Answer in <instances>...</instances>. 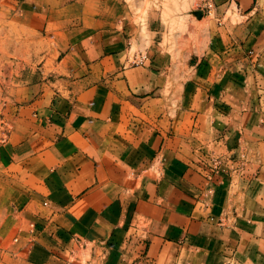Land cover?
<instances>
[{"label": "crops", "instance_id": "0c3cea01", "mask_svg": "<svg viewBox=\"0 0 264 264\" xmlns=\"http://www.w3.org/2000/svg\"><path fill=\"white\" fill-rule=\"evenodd\" d=\"M129 1L0 6L53 46L0 139V264H264V86L197 59L175 114L159 116L180 77L160 51L131 63L147 40ZM254 2L214 0L220 17H251L231 28L249 63L264 57Z\"/></svg>", "mask_w": 264, "mask_h": 264}, {"label": "rangeland", "instance_id": "374dc122", "mask_svg": "<svg viewBox=\"0 0 264 264\" xmlns=\"http://www.w3.org/2000/svg\"><path fill=\"white\" fill-rule=\"evenodd\" d=\"M135 1L137 2L134 4ZM135 1L130 0L129 5L136 8L134 21L140 25L139 33L147 40V45L141 50L133 47L132 52L139 51L146 55H149V51L164 53L172 70L180 77L167 80L165 93L157 101L159 116L175 114L179 105L181 85L192 75L191 67H194L197 59H205L206 62L225 67L226 72L236 66L244 76H249L247 81L244 78L238 81L240 86H254L255 83L264 86V57L261 58L263 53L255 55L253 63L243 60L253 48L249 45L243 47L244 44L239 41L245 33L231 30L251 19L242 18L247 11L239 12V6L233 5L232 8L227 7L221 17L216 14V9L208 16L198 7V0ZM254 1L253 8L256 10L252 17L261 28V25H264V0ZM5 3L6 0H1L0 6L5 8ZM198 13H201L200 17ZM43 51L47 55L52 54L53 46L50 40L41 41L39 44L32 39L31 32L14 22L7 24L0 19V139L6 137L9 129L11 106H15L14 104L22 99L14 90L26 81L27 74L34 75L33 81L36 80L39 67L37 54ZM54 65L53 61H46V75L54 69ZM253 98H256L255 94Z\"/></svg>", "mask_w": 264, "mask_h": 264}, {"label": "built area", "instance_id": "2783aa9c", "mask_svg": "<svg viewBox=\"0 0 264 264\" xmlns=\"http://www.w3.org/2000/svg\"><path fill=\"white\" fill-rule=\"evenodd\" d=\"M198 7L202 11V13L204 12L208 16L215 11L214 0H198ZM145 61H147V55L142 53L134 55L131 59V63L135 66H142Z\"/></svg>", "mask_w": 264, "mask_h": 264}, {"label": "water", "instance_id": "95a60500", "mask_svg": "<svg viewBox=\"0 0 264 264\" xmlns=\"http://www.w3.org/2000/svg\"><path fill=\"white\" fill-rule=\"evenodd\" d=\"M197 15H198V17H200L201 16V13H198Z\"/></svg>", "mask_w": 264, "mask_h": 264}]
</instances>
